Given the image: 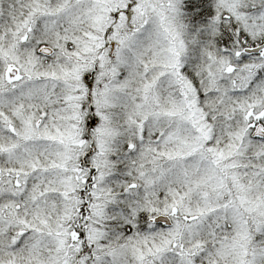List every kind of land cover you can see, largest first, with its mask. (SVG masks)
I'll return each instance as SVG.
<instances>
[{
    "label": "snow or ice",
    "instance_id": "snow-or-ice-1",
    "mask_svg": "<svg viewBox=\"0 0 264 264\" xmlns=\"http://www.w3.org/2000/svg\"><path fill=\"white\" fill-rule=\"evenodd\" d=\"M0 264H264V0H0Z\"/></svg>",
    "mask_w": 264,
    "mask_h": 264
}]
</instances>
